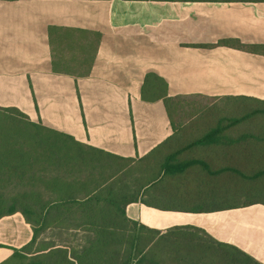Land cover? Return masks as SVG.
Masks as SVG:
<instances>
[{
    "label": "crops",
    "instance_id": "crops-1",
    "mask_svg": "<svg viewBox=\"0 0 264 264\" xmlns=\"http://www.w3.org/2000/svg\"><path fill=\"white\" fill-rule=\"evenodd\" d=\"M82 34L98 35L88 72L59 68ZM258 45L264 1L0 0V107L89 147L0 150V205H47L43 223L0 207V264H264V201L220 197L226 157L258 155L260 134L180 131L141 97L153 75L167 98L264 102Z\"/></svg>",
    "mask_w": 264,
    "mask_h": 264
},
{
    "label": "rangeland",
    "instance_id": "rangeland-1",
    "mask_svg": "<svg viewBox=\"0 0 264 264\" xmlns=\"http://www.w3.org/2000/svg\"><path fill=\"white\" fill-rule=\"evenodd\" d=\"M82 37L86 40H84V43L79 47L72 46L70 43L68 46L57 45V49L59 50V68L76 74H85L90 62L94 38L92 35H83ZM68 38L71 37L69 36ZM70 41L72 40L70 39ZM68 49L71 51L66 53ZM257 108L264 109V103L247 100H209L202 97H180L171 104V114L177 122V126H179L182 131L187 130L188 128L185 129V127H188V125H191L189 130H196L194 127H198L197 129L200 131H207L210 128L213 129L222 125L221 123H215V120H219L221 117L234 119L235 117ZM253 116V120H250L252 122L248 124H238L226 131L259 133L260 140L258 142L260 145L259 147H261L259 148L260 152L258 155L229 157L227 165L233 169L240 170L244 174V176H242L239 172L230 170L227 172L226 194H224L225 188L221 189L222 196L220 195V197L222 200H227L229 206L233 203H247L256 200L264 201V172L259 176H252L254 173L264 170V113H256ZM192 119L199 122L193 123ZM209 121L212 122L210 123ZM197 123H199V126L196 125ZM65 144L69 147H77L89 151L86 145L72 146L69 140L57 138L50 130L44 128L40 123L30 122L18 111L12 109L0 110L1 151H7L6 153H20L27 148L43 146L59 147L65 146ZM22 157L26 158L27 156L24 155ZM2 158L7 160L11 159L12 156H3ZM215 160L216 158L214 157L208 159L212 165L215 163ZM110 161L115 164L116 167L119 165V162L116 160L110 159ZM125 164L126 163L123 165ZM110 168L113 167L111 166ZM135 174L136 170H132L130 175L126 174L124 178L126 184L130 183L133 191L137 189L136 185L146 182L148 179V177L136 179ZM210 186V190L214 196L216 192L215 184ZM29 206L31 205L18 204V207L21 208H27ZM0 207L7 210L11 205L3 204L0 205Z\"/></svg>",
    "mask_w": 264,
    "mask_h": 264
},
{
    "label": "trees",
    "instance_id": "trees-1",
    "mask_svg": "<svg viewBox=\"0 0 264 264\" xmlns=\"http://www.w3.org/2000/svg\"><path fill=\"white\" fill-rule=\"evenodd\" d=\"M234 1H264V0H234ZM64 31H67V35L68 36L72 30H64ZM58 33V29L54 28V27H50L49 28V38H50V41L52 42L53 40V36L56 35ZM69 33V34H68ZM64 35V33H63ZM97 38H98V35H94V39H95V42L97 41ZM238 46L240 47H245L243 45H240L238 44ZM256 49H258L259 51L261 52H264V45H258V46H255ZM93 52H94V47H92V54L90 56V62L93 58ZM90 65V63H89ZM89 65H88V68H87V71L85 72V74L88 72V69H89ZM149 84L151 87H150V90L147 91L146 89H142L141 91V97L144 99V100H155V99H163L165 105L167 106V110L169 112V116L171 117V120L173 121V126L176 128L175 126V120L171 114V104L173 103V101H175L176 99L182 97V96H178V97H173V98H167V94H166V84L165 82L160 79L159 77H155L153 75H147L146 78H145V84ZM257 102H260V103H264V102H261V101H257ZM15 110V111H18L19 113H21L18 109L16 108H1L0 107V110ZM258 114V113H264V109H254V110H251L250 112H247L243 115H240L238 117H235L234 119H230L228 117L226 118H223L221 117L222 121L221 120H218L216 121L215 123H221L222 125H219L215 128H210L209 130L205 131L207 132V137H210V135L216 133V132H226L228 131L229 129H231L233 126H236L238 124H248L252 121L250 120H247L248 118L250 117H254L253 115L254 114ZM23 114V113H21ZM24 115V114H23ZM25 116V115H24ZM26 117V116H25ZM27 118V117H26ZM192 118H195V117H192ZM227 119V120H226ZM193 120V123H196V122H199L197 120ZM175 121V122H174ZM242 121V122H241ZM31 122V121H30ZM210 122V121H209ZM208 122V123H209ZM212 122V121H211ZM210 122V123H211ZM197 126H199V123L196 124ZM190 126L191 125H188V127H185L188 128L187 130L185 131H188L190 129ZM44 127V126H43ZM46 128V127H44ZM196 129V131H200L198 130L196 127H194ZM48 130H50L52 132V134L54 133L53 130L49 129V128H46ZM179 130H180V127H179ZM182 131V130H180ZM191 131H195V130H191ZM239 132V131H238ZM240 132H245V131H240ZM228 133H233V132H228ZM206 137V136H205ZM204 141V139L202 140H196V141H193L192 143H190L189 145H187L186 147H190L198 142H202ZM37 148H53V147H47V146H43V147H37ZM89 148V147H88ZM28 149V148H27ZM27 149H24V151L26 152ZM32 149H35V148H32ZM232 156H237V155H229L226 157V160L227 162L229 161V157H232ZM247 156V155H245ZM193 160H189V161H186L184 163H182L178 168H175L176 170L178 171H181L183 170L186 166H188ZM227 171H235V172H239L242 176H244V174L238 170V169H233L232 167L228 166L226 167ZM264 172L263 171H258L256 173H254L252 176H259L260 174H262ZM18 204H28V205H31L27 208H21V207H18ZM18 204H10L11 207H9L7 210L9 211H13V210H16L17 208H19V210H21L23 212V214L25 215V217L29 220H32V222H41L43 223V218H42V213L44 212L45 208L47 205L43 204V203H34V204H29V203H18ZM29 216H32V218H30ZM102 228H103V221H101V225H100ZM236 257L238 260H242L244 264H258L256 263L255 261H253V259L251 257H249L248 255L246 254H243L239 251L236 252ZM235 255H233V253H230V256H231V259H234Z\"/></svg>",
    "mask_w": 264,
    "mask_h": 264
}]
</instances>
